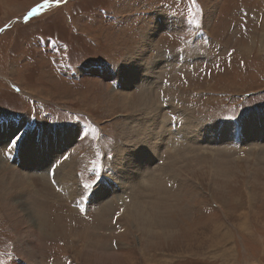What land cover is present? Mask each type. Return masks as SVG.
<instances>
[{
	"label": "rangeland",
	"instance_id": "1",
	"mask_svg": "<svg viewBox=\"0 0 264 264\" xmlns=\"http://www.w3.org/2000/svg\"><path fill=\"white\" fill-rule=\"evenodd\" d=\"M167 18L175 25L154 31ZM145 38L146 78L127 86ZM147 95L165 123L188 114L190 135L264 116V0H0V123L20 119L0 124V158L20 169L28 139L72 131L62 162L88 197L63 196L52 155L48 175H28L41 197L20 194L29 217L17 227L0 185V264H264V142L213 146L197 135L187 146L177 135L174 148L168 137L148 164L155 181L140 184L146 194L119 200L120 180L131 182L119 170L133 164L124 149L141 152L124 133L144 128ZM101 190L105 199L90 203ZM142 210L166 240L129 231Z\"/></svg>",
	"mask_w": 264,
	"mask_h": 264
},
{
	"label": "bare ground",
	"instance_id": "2",
	"mask_svg": "<svg viewBox=\"0 0 264 264\" xmlns=\"http://www.w3.org/2000/svg\"><path fill=\"white\" fill-rule=\"evenodd\" d=\"M160 23H161V25L157 26V29L155 27L154 31L160 32L161 30H164L166 27H168L167 29H170V28H172V26L175 25V22L172 20H169L168 18L163 19V24H162V20H160ZM144 40L148 44L144 43L143 44L144 46L142 47L143 49H141V50H143V52L141 53V51H139L137 54H135L137 56L132 59V61H133L132 62V68H131L130 72L128 73V76L126 78V83H125L126 85L128 84L127 86L135 87L136 85H139L140 82L146 78V76L141 75L142 72H144V70L147 69V68L145 69V66L144 67L142 66V64L144 63V58H145V56H143V54L148 50V47L150 46L149 43L152 42V39L150 38L149 40H147L145 38ZM172 59L176 62L180 61L177 58H172ZM169 63H170V61H169ZM151 69H153L152 66H151ZM148 72H149V70H148ZM140 79H141V81H140ZM128 97H130V96L129 95H127V96L121 95L120 96L121 105H123L126 108H129L133 104V103H131V100ZM146 99L148 102V103H146L147 106L143 105V103H142L143 106L141 107V109H143L144 112L147 114L143 117L145 119L146 118L148 119L145 122H143L144 124L142 125V127H144V128H141V126L140 127L139 126H132V128L126 130V132L124 133V135L126 136L125 138H130V136L131 137L133 136L132 139H130V140H132L131 143L135 144V146H137L136 150L140 149L141 152L140 153H137V152L133 153L130 149H124V150L128 151V155L131 157L133 164L132 165L129 164L124 159L125 163H127L125 165V167L127 169H125L123 167L119 171H121L120 173H123V175H125V177L127 178V181H131V182L127 185V182L120 180V184L122 185L123 188H126L127 191L126 190L123 192L121 191L122 193L117 194L118 197L123 196V194H124L125 196L127 195V196L131 197V199H129V197H127V198L132 201L133 200L132 198L133 197L135 198V196L138 193L141 192V194H146L145 190H144L145 192L142 191V187L140 186V184L144 183V185L146 186L147 184L150 185L152 182L155 181V177L157 175V170H155L154 172H150L149 170L151 167L153 168V166H149L148 164L151 163V160L154 159V157H156L157 155L159 156L161 154L162 148L164 146H165V150L168 149L167 147L170 146V145L168 146V144H170V143L167 142L168 137H169V140L171 138H173V142H171V145L174 146V148H176L175 145L177 146L176 143L178 142L175 140V137L177 135H179L181 137V139L183 141H185L186 144L185 143H183V144H185L187 146H188L187 142L190 141L191 139L196 140L197 135H198V138H200L201 140L202 139L205 140V141H202L201 144L213 145V146H221L222 143L226 142V144L229 143V145L232 147H234V145H240V147L241 146L244 147V146H247L246 145L247 140H249V141L252 140L255 144L264 142V116L260 115L254 121L247 122V123H251V124H249V125L245 124V127H241L239 124L236 126H231V127H228V126L225 127L224 125L214 127L213 125H210L209 129H205L200 134H198V132H196V133H193L192 135H190L189 133H187L184 130V128H185L184 126L186 124L189 125L192 123L189 120L190 116L188 114L182 113V112L179 113L178 111L175 112L174 113V116H175L174 120H172V122H166L167 124L169 123V126H167V124L165 123L164 120H160L161 111H158V109H155V107H152V103H153L152 96L147 95ZM144 106H145V108H143ZM17 121H20V119H15V120L12 119V121H5L6 123L4 122V123H0V124L6 125L7 130H9V128H10L9 126L12 127V126L18 124ZM170 123H175V124H170ZM147 125H149V127ZM158 126H159V128H158ZM202 130H203V128H202ZM193 132H195V131H193ZM159 135L161 136V140H159V138H160ZM73 136H74V133L72 131H69L68 133H65L64 135H62V133H56V134L55 133H52V134L42 133V134L36 136V137H38V138H36V143L31 142L28 139L25 150L21 152V154L24 155V156H22V161H18L19 162L18 165L20 166V169H16V168L14 169L13 166H5L3 164V160H1V158H0V185L2 188L1 189V191H2L1 192L2 204L6 208V210L9 211V213L6 211L8 213V218L13 219L14 220L13 222H15V224H17L16 225L17 227H20L21 224L22 225L26 224L25 221H27V217H29V213H26L27 210L24 207L23 202L21 200H19L20 194L23 195V193L26 192V195H28V201L30 199V200H33L32 202H34L35 198L39 199L41 197L38 194H36V192H34L35 189H33L32 185L29 183L28 179L30 176H28V175L40 174V173L45 174V172L47 173V170L44 169L45 164H43V162L45 163L46 160L52 155L55 156L57 161L61 159V161H59L60 163H59V166L57 167L56 174L58 176V179H57L58 187H59L61 193L63 194V196H66L68 198H76L75 200L77 202L83 203L84 205L87 203L88 197L81 194L80 188L77 184V179H76L74 172L72 170L73 168L71 166V163H67V161L62 162L63 160H62L61 156H64L65 149H66L65 147L67 146V142L70 143L72 141ZM6 137H7V135H4V138H6ZM180 146H181V144H180ZM180 146H177V147H180ZM175 150L176 149H174V151ZM172 151H173V149H172ZM151 152H153V153H151ZM19 157H20V153H19L18 158ZM179 157L180 156H178V159H179L178 161H183V160H186L189 157V155L184 154L183 157H181V158H179ZM55 163L58 164V162H55ZM54 166H56V164H54L53 167ZM21 169H24V170H21ZM131 169H133V173L131 174L132 178L129 180L128 171ZM143 170H145V171H143ZM161 170H162V168H161ZM163 174H166L165 170H164ZM47 175H48V173H47ZM148 187H150V186H148ZM112 189L113 188H111L110 192H112ZM113 191H115V190L113 189ZM105 192H106V190H101L98 192V194L95 193L93 196H91L90 203H98L99 200L103 201L105 199V197L102 196V194ZM129 192H130V194H128ZM165 194L166 193H164L163 195L165 196ZM107 195H108V193H107ZM167 195H169V194H167ZM165 198H166V196H165ZM119 200H121L120 197H119ZM129 200H127V201H129ZM134 202H135V200H134ZM132 204H134V203H132ZM138 204H141V202ZM128 207H129V204H128ZM143 210H144V208H143ZM143 210L140 214L141 217H138V219L140 220L138 223L136 222V218L133 221V223H131V220L130 221L128 220V222H127L128 226L127 227H129V229H131L129 231L135 232L136 230L140 229V230H143L148 235L152 234L153 236H155V238H153L155 240H158V238H161V239L164 238L166 240V237H168L166 232L161 233V231L160 232H154V231L150 232L149 231L150 230L149 227H152L153 223H152V221L150 222L148 220V217L145 216L146 213ZM154 211H156V209ZM128 212H129V210H128ZM130 213H131V211H130ZM131 215H132V213H131ZM135 215H137V214H135ZM41 217L43 218V219H41V221L43 223H45L44 216H41ZM142 222H143V224H141ZM46 223H47V220H46ZM29 224L31 225V223H29ZM42 226H43V224H42ZM26 231H28V230H26ZM216 234H217V232H216ZM212 237L214 238L215 236H212ZM21 238H23V237H21ZM21 238H20V240L22 241L24 238L23 239H21ZM36 242L32 243L33 246H31V247L29 246L30 249H27L28 252H30V253L35 252L37 245H38ZM95 243H97V242H95ZM104 254H107V253H104ZM99 257H100V260L97 263L102 261V257L101 256H99ZM118 257H119V255H118ZM106 260H108V259H106ZM112 260L114 261V258Z\"/></svg>",
	"mask_w": 264,
	"mask_h": 264
},
{
	"label": "snow or ice",
	"instance_id": "3",
	"mask_svg": "<svg viewBox=\"0 0 264 264\" xmlns=\"http://www.w3.org/2000/svg\"><path fill=\"white\" fill-rule=\"evenodd\" d=\"M59 2H60V0H57V3H59ZM45 6H47V4ZM35 14H36V11L34 10L32 15H35ZM10 143H11V141H10ZM5 150H6V146H5ZM84 187L85 188H90V187H92V185H85Z\"/></svg>",
	"mask_w": 264,
	"mask_h": 264
}]
</instances>
